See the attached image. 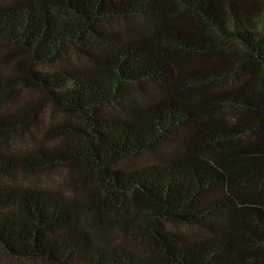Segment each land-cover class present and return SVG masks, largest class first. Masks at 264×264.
<instances>
[{
    "label": "trees",
    "instance_id": "trees-1",
    "mask_svg": "<svg viewBox=\"0 0 264 264\" xmlns=\"http://www.w3.org/2000/svg\"><path fill=\"white\" fill-rule=\"evenodd\" d=\"M2 48L0 82L40 97L0 107V139L48 107L74 120L51 143H0L3 253L264 264V0H0ZM225 82L230 120L210 94ZM57 167L71 188L24 180Z\"/></svg>",
    "mask_w": 264,
    "mask_h": 264
},
{
    "label": "rangeland",
    "instance_id": "rangeland-1",
    "mask_svg": "<svg viewBox=\"0 0 264 264\" xmlns=\"http://www.w3.org/2000/svg\"><path fill=\"white\" fill-rule=\"evenodd\" d=\"M236 47V45L227 44L222 48L225 50H230ZM2 49H0V55L2 54ZM8 64L3 62L0 58V72L8 73ZM210 94L213 95L212 99L218 104L215 108L214 115H222L227 120L232 119L234 112L238 111L234 109L228 98L229 85L227 82L218 84L217 86L211 87ZM4 91V92H3ZM0 107L2 110H12L21 105L27 99H38L40 96L31 89L25 88L21 83H8L0 82ZM224 93V94H221ZM212 104V101L210 102ZM214 104V103H213ZM43 113V116H42ZM42 113H37L35 116L32 113L27 120V128L22 130H17L9 133L8 137L1 138L0 143L10 151H20L31 147L35 141H43L45 143H51L53 141L59 140L63 136L64 126L69 125L74 120L67 117L66 115L57 112L50 107L46 108ZM201 113L198 112V116ZM41 116L42 120L39 122V117ZM247 135H245L237 144L233 147L237 149L246 148L248 143ZM70 169L63 168H52L48 171H41L35 174H32L24 180L34 182L36 184L42 185L43 187L56 189V188H71L72 182L69 180ZM76 184V182H75ZM68 188V190H70ZM73 190V189H72ZM0 264H43L38 261H29V260H16L7 256L0 248Z\"/></svg>",
    "mask_w": 264,
    "mask_h": 264
}]
</instances>
